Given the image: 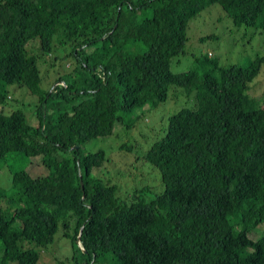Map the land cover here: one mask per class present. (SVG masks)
Listing matches in <instances>:
<instances>
[{"label":"trees","instance_id":"obj_1","mask_svg":"<svg viewBox=\"0 0 264 264\" xmlns=\"http://www.w3.org/2000/svg\"><path fill=\"white\" fill-rule=\"evenodd\" d=\"M214 4L264 42V0H0V162L26 159L0 186V264H39L60 228L82 264H264V94L248 86L264 53L171 70L189 22ZM34 39L41 55L66 48L77 76L41 86ZM11 84L36 97V124L10 107ZM170 85L196 102L169 115L141 153L163 188L120 196L94 173L104 150L83 147L118 122L130 131L125 118L165 101ZM34 158L41 175L29 171Z\"/></svg>","mask_w":264,"mask_h":264},{"label":"rangeland","instance_id":"obj_2","mask_svg":"<svg viewBox=\"0 0 264 264\" xmlns=\"http://www.w3.org/2000/svg\"><path fill=\"white\" fill-rule=\"evenodd\" d=\"M242 28L236 29L218 4L211 5L189 22L185 53L175 57L171 62V70L183 72L190 68L200 69L202 64L196 59H204L207 56L216 60L220 66L247 64L257 54L264 53V42H262L261 33L252 35L250 32L245 36V33L249 31ZM242 30H244L243 33ZM35 40H31L28 47H32L31 53L39 55L37 66L41 76V86H54L57 83L56 78H66L68 74L73 73L77 76L76 61L72 58H64L66 48L55 49L49 55H41L30 44ZM87 50L90 52L91 48ZM56 56H58L57 59H55ZM67 80L69 81V78ZM248 86H250L251 96L259 98L264 94V67ZM5 90L12 100L10 107L26 110L30 122L36 124L32 114L36 97L25 86L18 84L6 85ZM195 102L194 93L188 94L183 88L170 85L165 101L159 102L149 111L138 108L125 118L126 121L130 119L135 121L130 131L123 129L122 124L118 122L110 136L97 137L88 141L83 147L84 152L102 149L106 154V160L100 168L94 169V173L100 177L109 175L107 179L111 177L112 183L119 186V195L123 197L130 198L134 188L141 187H144L142 190L145 189V194L142 195L144 199H149L160 192L163 188L160 172L144 161L141 156L155 140L153 135L155 130L158 132V126L166 121L169 115L182 107L194 105ZM24 158L17 154L14 158L5 161L7 165L0 162L1 187L4 188L9 183L10 171L24 165L26 161ZM28 168L33 176L45 172L38 158L32 159ZM74 255L71 237L63 236L60 228L54 236L53 243L42 253L39 264H82L84 262L82 255L77 254L75 257ZM93 264H109V261H96Z\"/></svg>","mask_w":264,"mask_h":264}]
</instances>
